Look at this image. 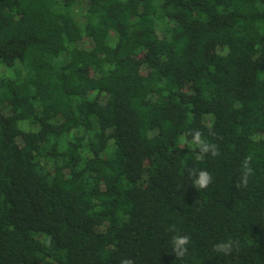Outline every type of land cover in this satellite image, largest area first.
I'll use <instances>...</instances> for the list:
<instances>
[{
    "label": "trees",
    "instance_id": "1",
    "mask_svg": "<svg viewBox=\"0 0 264 264\" xmlns=\"http://www.w3.org/2000/svg\"><path fill=\"white\" fill-rule=\"evenodd\" d=\"M126 259L264 264V0H0V264Z\"/></svg>",
    "mask_w": 264,
    "mask_h": 264
},
{
    "label": "clouds",
    "instance_id": "2",
    "mask_svg": "<svg viewBox=\"0 0 264 264\" xmlns=\"http://www.w3.org/2000/svg\"><path fill=\"white\" fill-rule=\"evenodd\" d=\"M200 136L201 134L197 131L194 135V142L200 147L202 153H208L210 151L211 146L202 142ZM212 155H217V153L212 152ZM248 171L250 172L251 170L248 169ZM195 183L199 188L204 189L211 183V175L207 171H201ZM188 243H189V238L186 236L175 237L173 239V246H174L173 250L178 257H182L183 255H185L187 249L184 246L187 245ZM217 250L224 251L225 253H227L228 251H230V248L228 244H224V245H218ZM122 264H132V260L126 259L125 261L122 262Z\"/></svg>",
    "mask_w": 264,
    "mask_h": 264
},
{
    "label": "rangeland",
    "instance_id": "3",
    "mask_svg": "<svg viewBox=\"0 0 264 264\" xmlns=\"http://www.w3.org/2000/svg\"><path fill=\"white\" fill-rule=\"evenodd\" d=\"M79 1L82 2L83 6L87 7L89 0H79ZM81 21H83V18L81 19Z\"/></svg>",
    "mask_w": 264,
    "mask_h": 264
}]
</instances>
